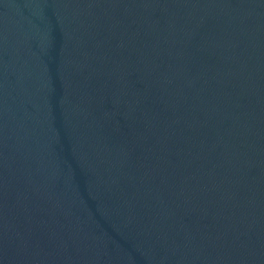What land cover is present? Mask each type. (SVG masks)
Returning a JSON list of instances; mask_svg holds the SVG:
<instances>
[{
    "label": "water",
    "instance_id": "water-1",
    "mask_svg": "<svg viewBox=\"0 0 264 264\" xmlns=\"http://www.w3.org/2000/svg\"><path fill=\"white\" fill-rule=\"evenodd\" d=\"M0 264H264V0H0Z\"/></svg>",
    "mask_w": 264,
    "mask_h": 264
}]
</instances>
